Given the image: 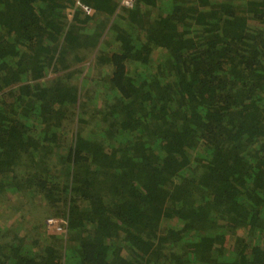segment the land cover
Segmentation results:
<instances>
[{
    "label": "trees",
    "instance_id": "1",
    "mask_svg": "<svg viewBox=\"0 0 264 264\" xmlns=\"http://www.w3.org/2000/svg\"><path fill=\"white\" fill-rule=\"evenodd\" d=\"M82 1L0 0V264H264V0Z\"/></svg>",
    "mask_w": 264,
    "mask_h": 264
},
{
    "label": "rangeland",
    "instance_id": "2",
    "mask_svg": "<svg viewBox=\"0 0 264 264\" xmlns=\"http://www.w3.org/2000/svg\"><path fill=\"white\" fill-rule=\"evenodd\" d=\"M117 13L120 15L123 14L121 13V11H117ZM112 21L113 18L111 19L110 23H104L105 28L101 29L102 33L100 32L101 36L99 40H97L96 45L99 46L100 44L108 40V37H110V27L112 25L111 24ZM99 70H104V69H101L99 65H97L96 60H94L93 57H91V59L89 58L86 59L82 64H78V62L73 63L72 71L74 73H73L72 83L73 81H77L80 88L84 87L85 88L84 90H86L87 92L83 97L88 96L89 98L88 100L85 101L87 108L84 113V117L88 115V113L91 112L94 105L96 106L98 101H100L99 91H101L102 86L99 83V80L101 79V77L99 76ZM54 76H55L54 74L51 76L49 75L48 76L49 78L47 79H52L54 78ZM99 85L101 86L99 88V91L95 90V88H97ZM81 126L84 129L85 125H81ZM88 127L95 128L93 124L88 125ZM88 127H86V129ZM21 205L25 206L27 209L20 208ZM6 209L7 210L5 211H0V220H4L7 222L5 226L10 227L13 230H18V231L20 230L19 232L20 235L25 233L28 238L37 239L38 240L37 245L40 246L45 245V241H46L45 239L48 237V235L45 233L46 229H49V227L57 226V224H55L54 222L47 225L46 222L48 220L44 221L43 209L42 208L38 209V206L34 208L33 204H30V206H28V204L25 201H23V203L21 202L20 204L15 203L12 206L10 204L6 205Z\"/></svg>",
    "mask_w": 264,
    "mask_h": 264
},
{
    "label": "built area",
    "instance_id": "3",
    "mask_svg": "<svg viewBox=\"0 0 264 264\" xmlns=\"http://www.w3.org/2000/svg\"><path fill=\"white\" fill-rule=\"evenodd\" d=\"M83 3L84 2L82 0H74V6L76 8L80 9L85 15L91 16L93 14V10ZM119 3H120V7L132 9L134 6L133 3H135V2H134V0H120ZM53 222L55 223V221H53V220H48L46 222V224L48 225V224H51ZM55 229L59 230L60 227L57 225V226H55Z\"/></svg>",
    "mask_w": 264,
    "mask_h": 264
}]
</instances>
